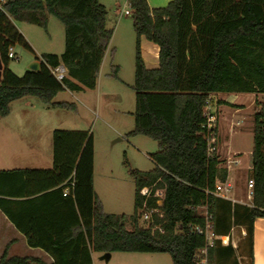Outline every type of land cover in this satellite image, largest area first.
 <instances>
[{
  "label": "trees",
  "instance_id": "16d2710c",
  "mask_svg": "<svg viewBox=\"0 0 264 264\" xmlns=\"http://www.w3.org/2000/svg\"><path fill=\"white\" fill-rule=\"evenodd\" d=\"M127 4L136 36L134 129L129 136L148 137L158 146L150 155L153 170L129 171L133 214L104 211L93 189L92 135L65 130L52 132L51 169L0 171V211L30 247L53 259L52 264H92V253L167 254L171 264H199L197 257L204 249L206 264H239L230 243L232 228L245 229L251 258L253 222L264 218V103L253 115L250 207L212 195L216 181L225 182L227 172L211 142L215 131L207 128L205 108L213 94L264 97V0H173L157 9L146 0ZM48 17L64 28L63 53L41 55L35 59L38 71L17 77L8 68L9 50L15 45L31 48L13 22L46 31ZM106 18L99 0H0V119L9 115L11 103L26 97L52 109L74 111L73 105L53 100L64 90L95 89L113 35ZM142 37L159 48L156 69L143 63ZM58 66L67 72L60 82L50 72ZM17 181L28 190L12 191ZM69 181L74 183L72 195L64 198L63 184ZM16 196L28 198V204L58 197L70 209L71 220L52 223L59 226L47 233L26 229L9 208ZM200 207H206L218 237L212 247L193 231L204 226ZM145 211L151 216L148 228L138 225ZM39 218L29 220L34 224ZM42 236L47 245L36 247ZM0 264L45 263L31 257L7 258L5 249Z\"/></svg>",
  "mask_w": 264,
  "mask_h": 264
},
{
  "label": "rangeland",
  "instance_id": "374dc122",
  "mask_svg": "<svg viewBox=\"0 0 264 264\" xmlns=\"http://www.w3.org/2000/svg\"><path fill=\"white\" fill-rule=\"evenodd\" d=\"M99 2L107 12L106 28L112 30L113 35L97 75L96 87L94 90H84L78 93L68 90L60 92L53 102L73 105L75 110H51L49 125L56 130L82 131L92 135L96 194L107 214L129 217L133 214L134 202V183L129 176V171L153 170L154 165L150 160V155L158 151V146L148 137L129 136L134 129L135 93L132 87L134 85L136 36L132 29L130 16L123 14L125 10H130L127 0H99ZM150 2L154 4L157 0H150ZM162 2H166L163 7H151V9L164 8L171 1ZM14 25L31 48V51L19 45L12 48L15 57L10 59L8 68L17 77L29 71L35 59L41 55L60 56L63 53L64 28L55 18H47L46 31L26 23L14 22ZM251 100V96H241V103L246 105V108L236 117L241 120L243 128L247 126L250 128L253 124L255 106L250 108ZM210 101L211 103L212 101L220 102L219 97L211 98ZM25 103L35 105V112L44 107L41 102L32 97H26L19 102V104ZM262 103H264L263 96L256 101V107L259 109ZM14 107L15 105L12 106L13 109ZM206 113L209 115L211 112ZM248 130V136H244L240 142L235 143V146L243 153V159L247 158L246 154L252 146V132H250L251 129ZM14 132H19V130H14ZM19 139L20 135L17 134L16 141L18 142ZM15 145L16 142L9 136L2 137L0 154L4 157L10 156V149ZM11 166L13 165L9 159L3 163L2 168H12ZM239 189L235 190L233 195L235 198L245 192L244 187H239ZM229 198H231L230 195ZM198 212L203 213L202 210ZM138 225L148 228V222L140 220ZM131 228L127 225L128 230ZM242 230L245 232L243 227L234 226L230 235V243L237 254L241 250L239 238ZM243 246L246 250L248 249L246 236ZM102 255L92 253V264H171V259L167 254L113 253L107 262L101 259ZM203 257L202 253L198 254L199 264Z\"/></svg>",
  "mask_w": 264,
  "mask_h": 264
},
{
  "label": "crops",
  "instance_id": "0c3cea01",
  "mask_svg": "<svg viewBox=\"0 0 264 264\" xmlns=\"http://www.w3.org/2000/svg\"><path fill=\"white\" fill-rule=\"evenodd\" d=\"M173 0H157V3L151 4L147 0L149 7H163L166 2ZM14 24V22H13ZM15 26V25H14ZM107 27V18H106ZM16 28V27H15ZM118 28V27H117ZM28 44V43H27ZM110 45V43H109ZM140 54L143 63L147 69H156L158 67L159 48L157 45L148 42L143 37L139 40ZM109 49V46H108ZM107 49V51H108ZM105 52V54L107 53ZM105 56V55H104ZM104 60V57H103ZM102 60V63H103ZM101 63V65H102ZM101 67V66H100ZM248 95L252 97L250 108L255 106L257 111L256 101L262 97L260 94H213L209 98V111L214 119L212 128L214 129L212 143L215 145V152L221 162L220 167L227 172L226 183L230 186L227 194V200L233 204H239L250 207L252 200L247 198V183L250 179L252 168V146L247 152V158L243 159V153L235 146V143L240 142L244 136H248L249 130L252 132L253 124L250 128H243L241 120L237 119L236 115L245 110L246 105L241 103V96ZM219 97L220 102L212 101L211 98ZM24 99V98H23ZM22 99L10 104L9 115L0 119V140L2 137L9 136L11 140L16 142V145L10 149V156H0V171L9 170H48L52 167V132L56 130L51 125L50 112L54 110L45 105L35 112V105L30 103L19 104ZM221 103V104H220ZM15 105L14 109L12 106ZM26 113V115H24ZM27 116V117H26ZM19 132H14V130ZM20 135V139L16 141V135ZM12 163V168H2L3 163L9 160ZM45 165V166H40ZM95 170H94V155H93V189L95 191ZM239 187H244V194L235 198V190H240ZM30 189V188H29ZM12 191L23 193L28 190L24 187L21 181H17L12 186ZM229 195L231 198H229ZM97 196V194H96ZM24 196H16L10 201L9 208L12 215L26 229L35 227L38 231L48 232L51 227L57 228L52 223H63L71 220V211L67 205L58 197H48L45 201L36 200L28 204L25 202ZM63 197V196H62ZM65 198V197H64ZM98 198V196H97ZM99 199V198H98ZM101 202V201H100ZM102 203V202H101ZM103 205V204H102ZM104 208V207H103ZM204 210L198 208V211ZM45 217L37 219L34 224L30 222V218ZM243 231V230H242ZM245 232L243 231L239 238L241 243L240 253L235 252V256L239 264H264V218H258L253 222L252 235V257L248 255V249L244 248ZM36 247L47 245L48 240L42 236L39 239ZM6 249L7 258L11 257H31L40 259L45 264H52L53 259L39 248H33L28 245L27 238L9 221L0 211V257ZM92 257V256H91ZM93 263V257H92Z\"/></svg>",
  "mask_w": 264,
  "mask_h": 264
},
{
  "label": "built area",
  "instance_id": "2783aa9c",
  "mask_svg": "<svg viewBox=\"0 0 264 264\" xmlns=\"http://www.w3.org/2000/svg\"><path fill=\"white\" fill-rule=\"evenodd\" d=\"M124 15L129 16L130 15V10H125L123 12ZM8 57L11 59H14V54L12 53V49L9 50ZM52 76L57 80V81H62L66 77V69L63 66H58L56 68H53L50 70ZM207 111H209V101L206 104L205 108V115L207 117V128H212V124L214 123L213 117L209 114L207 115ZM212 142V141H211ZM74 183L72 181L65 182L63 184V191H62V196L63 197H69L72 194V189H73ZM230 186L225 182H219L216 181L214 185V192L212 195L227 200V194L229 192ZM253 196V181L249 180L247 183V198L249 200H252ZM204 210V214L201 215L204 218V226L203 227H194L193 231L195 232L196 235L201 236L205 239L207 247H212L214 245V242L218 239V237L214 234L212 230V225L210 223V216L207 213L206 207H200ZM140 220L142 222H150L151 216L149 212H143ZM139 220V221H140ZM199 253H202L203 255H206V249L200 251ZM205 259H202L201 264H205Z\"/></svg>",
  "mask_w": 264,
  "mask_h": 264
},
{
  "label": "water",
  "instance_id": "95a60500",
  "mask_svg": "<svg viewBox=\"0 0 264 264\" xmlns=\"http://www.w3.org/2000/svg\"><path fill=\"white\" fill-rule=\"evenodd\" d=\"M38 69H39V63L35 61L34 64L30 66L29 71L36 72L38 71ZM0 70H1V65H0ZM110 257H111L110 253H105L102 255L101 259L107 262L110 259Z\"/></svg>",
  "mask_w": 264,
  "mask_h": 264
}]
</instances>
